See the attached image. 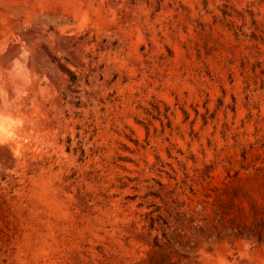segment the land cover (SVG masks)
I'll use <instances>...</instances> for the list:
<instances>
[{
  "label": "rangeland",
  "instance_id": "1",
  "mask_svg": "<svg viewBox=\"0 0 264 264\" xmlns=\"http://www.w3.org/2000/svg\"><path fill=\"white\" fill-rule=\"evenodd\" d=\"M0 264H264V0H0Z\"/></svg>",
  "mask_w": 264,
  "mask_h": 264
}]
</instances>
